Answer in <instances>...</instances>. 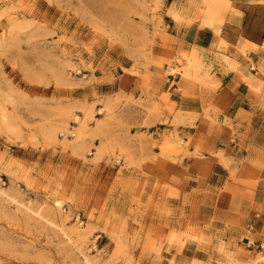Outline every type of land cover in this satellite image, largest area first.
<instances>
[{"label":"rangeland","instance_id":"rangeland-1","mask_svg":"<svg viewBox=\"0 0 264 264\" xmlns=\"http://www.w3.org/2000/svg\"><path fill=\"white\" fill-rule=\"evenodd\" d=\"M238 4L0 0V264H264L203 233L172 94L219 86L191 43Z\"/></svg>","mask_w":264,"mask_h":264},{"label":"crops","instance_id":"crops-1","mask_svg":"<svg viewBox=\"0 0 264 264\" xmlns=\"http://www.w3.org/2000/svg\"><path fill=\"white\" fill-rule=\"evenodd\" d=\"M252 8L235 6L221 34L197 26L202 35L191 45L212 61L219 86L192 84L187 95L172 92L180 109L196 116L188 132L193 156L187 160L186 192L198 217L211 226L203 233L236 255L264 253V17L255 15L264 4ZM229 64L234 68L224 70ZM197 250L188 240L174 259Z\"/></svg>","mask_w":264,"mask_h":264}]
</instances>
